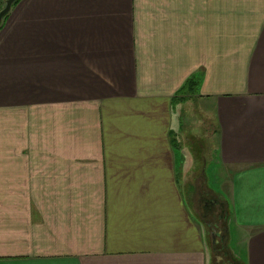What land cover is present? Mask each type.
I'll return each instance as SVG.
<instances>
[{
    "label": "crops",
    "instance_id": "crops-1",
    "mask_svg": "<svg viewBox=\"0 0 264 264\" xmlns=\"http://www.w3.org/2000/svg\"><path fill=\"white\" fill-rule=\"evenodd\" d=\"M181 125L211 140L236 257L264 264V0H17L0 24V264H211Z\"/></svg>",
    "mask_w": 264,
    "mask_h": 264
},
{
    "label": "rangeland",
    "instance_id": "rangeland-1",
    "mask_svg": "<svg viewBox=\"0 0 264 264\" xmlns=\"http://www.w3.org/2000/svg\"><path fill=\"white\" fill-rule=\"evenodd\" d=\"M185 106L186 127H201L204 120L202 113L195 112L198 105L191 102ZM203 117L205 116L203 115ZM189 130L187 132L181 125L180 141L183 147L187 149L189 156L187 176L182 182H185L184 186L187 188V199L191 209L196 214L197 219L207 225L209 231L207 241L211 243L210 263L243 264L239 258L242 255L241 252L244 251V245L239 242L240 236L237 237V233L231 225L229 228L231 233L228 231L224 201H227V196L225 193L220 194L219 191V185L222 184L221 174L216 172V167L211 162L212 152L210 151L213 150L208 146L211 140L206 138L202 148L201 139L191 136Z\"/></svg>",
    "mask_w": 264,
    "mask_h": 264
},
{
    "label": "water",
    "instance_id": "water-1",
    "mask_svg": "<svg viewBox=\"0 0 264 264\" xmlns=\"http://www.w3.org/2000/svg\"><path fill=\"white\" fill-rule=\"evenodd\" d=\"M16 1L17 0H5L3 7L0 9V24L4 16L10 11Z\"/></svg>",
    "mask_w": 264,
    "mask_h": 264
},
{
    "label": "trees",
    "instance_id": "trees-1",
    "mask_svg": "<svg viewBox=\"0 0 264 264\" xmlns=\"http://www.w3.org/2000/svg\"><path fill=\"white\" fill-rule=\"evenodd\" d=\"M195 85H196V80H195V78H191V79L189 80V82L187 83L186 88L189 89V90H193V88L195 87Z\"/></svg>",
    "mask_w": 264,
    "mask_h": 264
}]
</instances>
